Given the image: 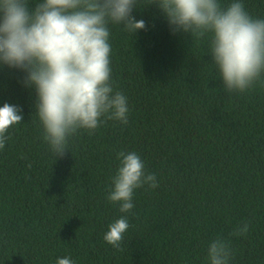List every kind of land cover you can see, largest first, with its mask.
Returning a JSON list of instances; mask_svg holds the SVG:
<instances>
[{"label": "trees", "instance_id": "16d2710c", "mask_svg": "<svg viewBox=\"0 0 264 264\" xmlns=\"http://www.w3.org/2000/svg\"><path fill=\"white\" fill-rule=\"evenodd\" d=\"M0 264H264V0H0Z\"/></svg>", "mask_w": 264, "mask_h": 264}]
</instances>
